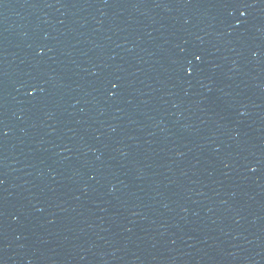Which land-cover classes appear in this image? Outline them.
<instances>
[{
  "label": "water",
  "instance_id": "obj_1",
  "mask_svg": "<svg viewBox=\"0 0 264 264\" xmlns=\"http://www.w3.org/2000/svg\"><path fill=\"white\" fill-rule=\"evenodd\" d=\"M0 264H264V0H0Z\"/></svg>",
  "mask_w": 264,
  "mask_h": 264
},
{
  "label": "snow or ice",
  "instance_id": "obj_2",
  "mask_svg": "<svg viewBox=\"0 0 264 264\" xmlns=\"http://www.w3.org/2000/svg\"><path fill=\"white\" fill-rule=\"evenodd\" d=\"M197 58H199V57H197Z\"/></svg>",
  "mask_w": 264,
  "mask_h": 264
}]
</instances>
